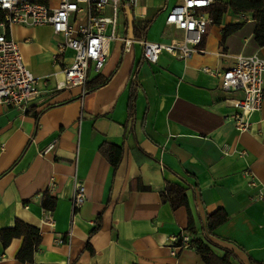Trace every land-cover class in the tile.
Wrapping results in <instances>:
<instances>
[{
    "label": "crops",
    "instance_id": "0c3cea01",
    "mask_svg": "<svg viewBox=\"0 0 264 264\" xmlns=\"http://www.w3.org/2000/svg\"><path fill=\"white\" fill-rule=\"evenodd\" d=\"M177 1L134 0L122 19L127 35L134 37L138 21L148 23L147 41L180 37L164 24ZM229 26L238 28L222 39ZM254 27L251 15L228 11L208 26L201 53L178 60L162 52L155 64L137 44L124 51L109 42L104 67L88 77L107 81L82 96L79 88H54L60 37L47 26L9 28L40 95L23 112L0 105V230L15 220L38 229L30 264H204L193 250L173 249L170 239L180 235L208 242L217 258L232 252L231 264H264V200H254L264 187V100L251 130L239 133L231 99L241 94L222 92L217 76L202 71L227 69L236 55L264 59ZM103 143L122 148L115 171L98 150ZM75 180L85 193L77 210ZM166 183L185 190L194 236L186 232L187 209L162 201ZM44 193L55 200L52 211L41 207ZM218 209L227 220L209 233L206 217ZM20 246V239L0 244V264H22L15 260Z\"/></svg>",
    "mask_w": 264,
    "mask_h": 264
},
{
    "label": "built area",
    "instance_id": "2783aa9c",
    "mask_svg": "<svg viewBox=\"0 0 264 264\" xmlns=\"http://www.w3.org/2000/svg\"><path fill=\"white\" fill-rule=\"evenodd\" d=\"M214 2L178 0L167 13L164 24L181 35L161 43L147 41L143 35L138 38L127 35L129 27L122 24V19L134 0H0V105L23 112L26 105L40 95L38 81L26 67L18 44L8 33L12 25L47 26L53 35L60 37L52 57V64L60 75L54 88L57 91L79 88L82 96L89 75L99 74L104 67L109 42H121L124 51L137 44L148 64H155L162 52L178 60L201 53L203 38L212 24L208 10ZM202 71L217 76L222 92L241 94L240 98L231 99L235 108L232 120L237 132L250 131L251 118L260 111L264 100V59L257 55H236L235 62L227 69L213 72L204 68ZM250 186L254 187L252 181ZM254 200H264V187L257 190ZM84 201V186L75 180L72 209H79ZM48 222L51 224L50 220ZM189 241L187 235L170 239L173 249H189Z\"/></svg>",
    "mask_w": 264,
    "mask_h": 264
},
{
    "label": "trees",
    "instance_id": "16d2710c",
    "mask_svg": "<svg viewBox=\"0 0 264 264\" xmlns=\"http://www.w3.org/2000/svg\"><path fill=\"white\" fill-rule=\"evenodd\" d=\"M231 11L233 14H248L251 15L255 27L253 30V40L258 47L264 46V2L263 0H228L224 3L216 1L209 8L208 13L212 19V23L218 25L223 14ZM148 28L147 22H133V34L135 38L144 35ZM238 26H229L222 29V39L226 35L234 32ZM107 79H102L99 76L92 79L86 84V91H93L106 83ZM135 87L133 83L130 85V95L127 105L128 116L132 114L133 95ZM35 120L38 116L34 115ZM100 154L105 158L113 171L118 167L121 157L122 148L114 145L103 143L99 147ZM141 190H147L146 187H140ZM160 197L162 201L167 202L172 210L179 207L187 209V227L186 232L189 235H195V229L192 222L191 215L187 208V201L185 190L174 184L166 183L165 189L161 192ZM41 207L47 211H52L55 207L54 198L50 197L48 193H44L41 201ZM227 215L221 209L216 210L206 217V229L212 233L218 226L225 223ZM100 227L99 219L96 221L95 227L91 234L98 231ZM13 239H20L21 246L15 255V260L22 264H30L33 262V256L37 252L41 242L40 234L37 228L25 224L19 220H15L14 224L5 229L0 230V244L2 249H6ZM209 245V243L207 242ZM205 244L200 238H192L189 241L190 250H193L203 261L204 264H231V260H237L236 256L228 251L223 250V256L217 258L214 256L209 246ZM89 248V247H88ZM250 264H254L250 261Z\"/></svg>",
    "mask_w": 264,
    "mask_h": 264
},
{
    "label": "rangeland",
    "instance_id": "374dc122",
    "mask_svg": "<svg viewBox=\"0 0 264 264\" xmlns=\"http://www.w3.org/2000/svg\"><path fill=\"white\" fill-rule=\"evenodd\" d=\"M118 33L120 34L121 33V30L118 29ZM121 35H123V33H121Z\"/></svg>",
    "mask_w": 264,
    "mask_h": 264
}]
</instances>
